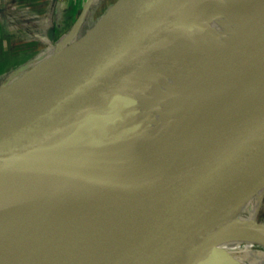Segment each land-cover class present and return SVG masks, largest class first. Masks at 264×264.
Listing matches in <instances>:
<instances>
[{"label":"water","instance_id":"water-1","mask_svg":"<svg viewBox=\"0 0 264 264\" xmlns=\"http://www.w3.org/2000/svg\"><path fill=\"white\" fill-rule=\"evenodd\" d=\"M91 1L73 27L82 25ZM242 2L244 9L219 0H150L141 10L123 5L120 17L104 18L77 39L80 25L69 44L0 85V98L31 88L15 98L28 101L70 88L58 104L31 112L0 139V264H239L207 245L162 246L189 233L179 224L183 218L242 191L236 184L264 162V52L242 101L217 92L227 89L229 53L198 44L225 39L264 7V0ZM205 7L225 13L231 25L205 32L196 15ZM119 38L75 78L86 56ZM192 83L214 92L182 97L191 109L177 124L181 136L151 149L152 168L112 213V187L102 173L131 139L129 111L137 99L126 88ZM194 228L193 235L203 234L201 225ZM243 231L264 234V224L241 220L233 232Z\"/></svg>","mask_w":264,"mask_h":264},{"label":"bare ground","instance_id":"bare-ground-1","mask_svg":"<svg viewBox=\"0 0 264 264\" xmlns=\"http://www.w3.org/2000/svg\"><path fill=\"white\" fill-rule=\"evenodd\" d=\"M219 1L237 9H244L242 0ZM196 15L198 22L204 21L203 30L205 32H213L231 25L225 13L208 7L197 11ZM198 44L207 49L218 48L217 52L229 53L230 64L224 78L227 89H217V92L222 95H234L237 99L246 101L256 68L264 52V7L252 16L249 22L232 29L225 39L209 42L198 41ZM114 45L115 43L109 44L99 49L96 55L86 56L90 58L86 63L76 62L74 66L79 63L81 66L77 68L73 66L74 70L80 74L75 78H83ZM62 69L64 68L60 70ZM36 81L42 82L44 78ZM68 87L59 88L56 98L50 100L15 99L18 96L29 94L32 91L31 88L15 91L0 98V139L31 112L45 109L62 101L70 91ZM126 89L133 91L137 99L136 104L129 111V117L133 119L131 139L120 147L121 150L111 159L102 173V178L112 187L110 197L112 213L118 210L137 182L152 168L154 161L150 153L151 149L161 142L172 141L181 136L177 124L191 109L189 102L181 101L182 97L209 96L214 92L206 85L199 86L196 83L189 85L134 84ZM238 187L242 191H234L229 195L222 194L214 201L199 208L194 214L183 218L179 224L189 233L162 247L177 249L207 245L224 252L239 264H247L249 259L247 254L251 256L252 245L257 244L264 247V234L259 235L254 231L233 232V230L241 220L257 222V215L264 197V162L257 164L240 180L235 189ZM217 214L219 217L214 221L215 223H209V217ZM199 225L203 229V234L193 235V228ZM222 234L225 235L218 238ZM149 245L147 243L144 246Z\"/></svg>","mask_w":264,"mask_h":264},{"label":"rangeland","instance_id":"rangeland-1","mask_svg":"<svg viewBox=\"0 0 264 264\" xmlns=\"http://www.w3.org/2000/svg\"><path fill=\"white\" fill-rule=\"evenodd\" d=\"M88 1L89 0H48L47 13L43 14L39 21L34 16L30 20V27H28V24L25 25V22L23 25V23H16L14 20L15 16L19 15L18 13H20V15L23 14L24 8L13 5L12 7L2 6L0 12L3 13L6 19L5 25L7 31L2 33L0 74L2 72H8L9 70V72H11L12 70L19 69L26 63H30L35 58L50 51L51 53H56L74 39L81 25L79 23H82V25L76 36L77 39L104 18L110 15L113 19L116 17L118 18V16L120 17L118 9L123 5L130 9L139 5L141 10L150 2V0H92L89 4L87 13H84L79 19V25L73 27ZM57 2H59L61 6ZM60 9L65 11L63 18L57 17L56 13L60 11ZM56 19L58 21H54ZM51 30L53 33H49ZM120 39L121 38L112 40L105 46L114 43L116 45ZM5 42L7 43V48L4 45ZM8 51L10 53H8ZM10 74H13V72ZM3 78L4 77H0V80ZM17 78V76H11L8 78V81H13ZM257 222L264 223V197L257 215ZM254 233L260 235V233ZM241 247H243V245H241ZM251 249V256L247 254L249 258L247 264H264V248L260 245L253 244Z\"/></svg>","mask_w":264,"mask_h":264},{"label":"crops","instance_id":"crops-1","mask_svg":"<svg viewBox=\"0 0 264 264\" xmlns=\"http://www.w3.org/2000/svg\"><path fill=\"white\" fill-rule=\"evenodd\" d=\"M60 6L61 4L59 2H57ZM16 6V7H22L24 8L23 14L20 15V13H18L19 15L15 16V22L16 23H26L25 25H29L28 27H30V20L35 16V18L39 21V19L42 17L43 14L47 13V7H48V0H0V11H1V7H5V6ZM64 12L62 9H60V11H57V17H61L63 18L64 16ZM23 15V16H22ZM59 15V16H58ZM71 15V13H70ZM56 17V18H57ZM58 19V18H57ZM54 20V21H58V20ZM6 19L4 18L3 13L0 12V50L2 48V44H1V40L3 38V34L7 31V27L5 25ZM22 25V24H20ZM19 26V25H18ZM26 29V28H25ZM5 47L7 46V43L5 42ZM7 48V47H6ZM8 53H10L8 51ZM29 63V62H28ZM27 64V63H26ZM14 69V68H13ZM17 69L12 70L11 72H15ZM10 71V70H9ZM2 72L0 74V77H4L2 80H0V85L3 84L5 81L8 80V78L12 75L10 74L11 72ZM9 75H8V74Z\"/></svg>","mask_w":264,"mask_h":264}]
</instances>
